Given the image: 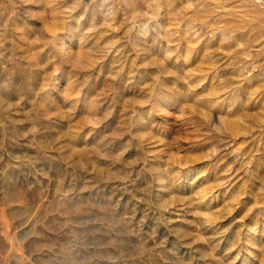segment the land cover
Here are the masks:
<instances>
[{"label": "rangeland", "instance_id": "1", "mask_svg": "<svg viewBox=\"0 0 264 264\" xmlns=\"http://www.w3.org/2000/svg\"><path fill=\"white\" fill-rule=\"evenodd\" d=\"M0 264H264V0H0Z\"/></svg>", "mask_w": 264, "mask_h": 264}]
</instances>
